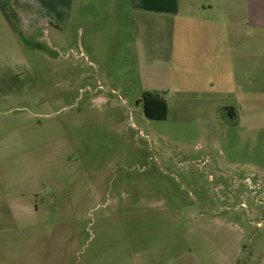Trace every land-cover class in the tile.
Segmentation results:
<instances>
[{
    "label": "rangeland",
    "instance_id": "obj_1",
    "mask_svg": "<svg viewBox=\"0 0 264 264\" xmlns=\"http://www.w3.org/2000/svg\"><path fill=\"white\" fill-rule=\"evenodd\" d=\"M125 22L101 49L72 24L0 29V264H264V127L245 72L224 66L212 94L209 72H186L181 21L145 22L158 36L140 49ZM145 93L166 120L146 117Z\"/></svg>",
    "mask_w": 264,
    "mask_h": 264
},
{
    "label": "crops",
    "instance_id": "obj_2",
    "mask_svg": "<svg viewBox=\"0 0 264 264\" xmlns=\"http://www.w3.org/2000/svg\"><path fill=\"white\" fill-rule=\"evenodd\" d=\"M183 7L182 0H0V29L12 37L38 39L41 34L63 33L72 24L99 49L101 40L119 45L127 37L129 15L136 29L129 32V43L140 49L144 35L158 36L143 33L145 22L181 21L186 31L172 35L184 38L186 32V72H209L208 88L216 94L224 66L244 71L248 119L260 118L253 128H263L264 105L259 104H264V0H186V17ZM256 26L263 31L256 33Z\"/></svg>",
    "mask_w": 264,
    "mask_h": 264
},
{
    "label": "trees",
    "instance_id": "obj_3",
    "mask_svg": "<svg viewBox=\"0 0 264 264\" xmlns=\"http://www.w3.org/2000/svg\"><path fill=\"white\" fill-rule=\"evenodd\" d=\"M140 103H143L145 115L148 119L153 121H163L167 119L169 105L161 96L153 93H145ZM229 113L234 116L232 109L229 110Z\"/></svg>",
    "mask_w": 264,
    "mask_h": 264
}]
</instances>
